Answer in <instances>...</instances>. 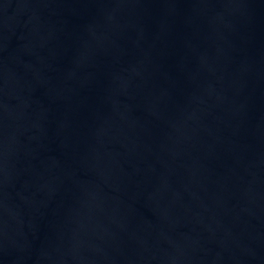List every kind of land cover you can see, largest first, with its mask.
Wrapping results in <instances>:
<instances>
[{"label":"water","instance_id":"1","mask_svg":"<svg viewBox=\"0 0 264 264\" xmlns=\"http://www.w3.org/2000/svg\"><path fill=\"white\" fill-rule=\"evenodd\" d=\"M0 264H264V0H0Z\"/></svg>","mask_w":264,"mask_h":264}]
</instances>
